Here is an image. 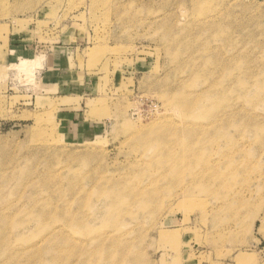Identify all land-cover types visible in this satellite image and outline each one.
<instances>
[{
    "label": "rangeland",
    "instance_id": "1",
    "mask_svg": "<svg viewBox=\"0 0 264 264\" xmlns=\"http://www.w3.org/2000/svg\"><path fill=\"white\" fill-rule=\"evenodd\" d=\"M0 264H264V0H0Z\"/></svg>",
    "mask_w": 264,
    "mask_h": 264
},
{
    "label": "crops",
    "instance_id": "2",
    "mask_svg": "<svg viewBox=\"0 0 264 264\" xmlns=\"http://www.w3.org/2000/svg\"><path fill=\"white\" fill-rule=\"evenodd\" d=\"M35 64H36L37 66H40V65H41V59L38 58V59L35 61Z\"/></svg>",
    "mask_w": 264,
    "mask_h": 264
},
{
    "label": "bare ground",
    "instance_id": "3",
    "mask_svg": "<svg viewBox=\"0 0 264 264\" xmlns=\"http://www.w3.org/2000/svg\"><path fill=\"white\" fill-rule=\"evenodd\" d=\"M26 64L28 65L29 63L27 62Z\"/></svg>",
    "mask_w": 264,
    "mask_h": 264
}]
</instances>
